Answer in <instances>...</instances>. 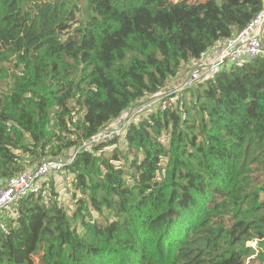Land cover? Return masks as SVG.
I'll use <instances>...</instances> for the list:
<instances>
[{
  "label": "trees",
  "instance_id": "trees-1",
  "mask_svg": "<svg viewBox=\"0 0 264 264\" xmlns=\"http://www.w3.org/2000/svg\"><path fill=\"white\" fill-rule=\"evenodd\" d=\"M263 9L0 0V189L75 154L0 211V264L264 263V58L165 92Z\"/></svg>",
  "mask_w": 264,
  "mask_h": 264
},
{
  "label": "built area",
  "instance_id": "built-area-1",
  "mask_svg": "<svg viewBox=\"0 0 264 264\" xmlns=\"http://www.w3.org/2000/svg\"><path fill=\"white\" fill-rule=\"evenodd\" d=\"M264 9L262 12L248 25L246 29L240 32L237 36L221 41L220 48L216 56H212L211 60L202 64L200 67L193 68L187 72L184 80H179L173 87H168L165 92L168 96L176 95L179 98L184 90L195 88L199 83H205L218 72L229 69L232 66H243L245 63L264 58ZM157 101H152L151 105L147 102L139 106L142 107L140 112H144L156 104ZM139 112V113H140ZM133 111V114L139 115ZM119 126L115 125L114 129L108 132H102L94 137V140L99 142L108 139L111 135L118 131ZM117 130V131H116ZM90 145L84 143L79 149ZM70 161L44 159L39 164V169L36 171L24 172L12 179L0 189V211L19 200H22L32 194H37L41 190L39 183H43L51 174L59 171L63 166L69 164ZM258 244V241H253ZM252 243V242H249ZM248 243V245H249ZM257 249V248H255Z\"/></svg>",
  "mask_w": 264,
  "mask_h": 264
},
{
  "label": "rangeland",
  "instance_id": "rangeland-1",
  "mask_svg": "<svg viewBox=\"0 0 264 264\" xmlns=\"http://www.w3.org/2000/svg\"><path fill=\"white\" fill-rule=\"evenodd\" d=\"M200 1H205V0H189L190 3H195V2H200ZM206 55H207V53H206L204 56H202V58H201L200 60H198L197 62L192 63V64H191L192 66H191L190 68L188 67V71L191 70V69H193L195 66L202 65V64L206 65V62H207V60H206ZM180 73H181V71H180ZM180 73H179V74H180ZM183 73H184V71H182V73H181L180 75H178V76L181 77V75H183ZM179 77H178V79H179ZM178 79L176 78L175 81H177ZM172 84H174V83H172ZM172 84H171V85H172ZM171 85H170V86H171ZM170 86H169V87H170ZM146 102H147V101H146ZM141 105H142V104H141ZM138 107H139V106H138ZM138 107H136L133 111H135L136 113H139V112L141 111L142 107H140V108H138ZM133 111L129 112V115H125V116L123 117V120L119 121V123L112 124V126H111L110 128H108V129H106L105 132H108L109 130L114 129L115 125H119L118 130H122L121 127H123V123H126L127 120H129V119H134L135 117L138 116V115L133 114ZM141 113H142V112H140L139 114L141 115ZM116 131H117V130H116ZM39 164H40V163H39ZM30 171H31V170H30ZM63 195H64L63 198H64V201L66 202V205H70L69 197L67 196V194H66V193H63ZM249 246L252 247V248H258V244L256 245V243H254V242L249 243ZM254 258H255V257H252V258L248 259V260L246 261V264H252L251 261H252ZM36 261H38V258L36 259ZM256 264H264V263H262V261H261V262H257Z\"/></svg>",
  "mask_w": 264,
  "mask_h": 264
},
{
  "label": "crops",
  "instance_id": "crops-1",
  "mask_svg": "<svg viewBox=\"0 0 264 264\" xmlns=\"http://www.w3.org/2000/svg\"><path fill=\"white\" fill-rule=\"evenodd\" d=\"M264 32V31H263ZM264 34V33H263ZM220 45H221V43H219V44H217L216 46H214L208 53H207V55H206V60H207V62L208 61H210L211 60V57L213 56H216L217 54V52H218V50H219V48H220ZM206 62V63H207ZM195 67H200V65H198V66H195ZM183 71H184V73H183V75H181V77L177 80V81H173V83H176V82H178L179 80L181 81V79L182 80H184L185 78H186V76H187V72H188V70H187V68L185 69H183Z\"/></svg>",
  "mask_w": 264,
  "mask_h": 264
},
{
  "label": "bare ground",
  "instance_id": "bare-ground-1",
  "mask_svg": "<svg viewBox=\"0 0 264 264\" xmlns=\"http://www.w3.org/2000/svg\"><path fill=\"white\" fill-rule=\"evenodd\" d=\"M194 68H197V67H194ZM224 70H225V69H224ZM189 71H190V70H189ZM214 76H215V75H214ZM182 79H183V78H182ZM182 79H181V80H182ZM174 85H175V83L172 84L170 87H173ZM162 97H163V94L160 96V98H162ZM156 98H158V97H156ZM155 100H156L157 102H159V98H158V99H155ZM153 101H154V100H153ZM151 103H152V101L147 102L148 105H151ZM151 107H153V106H150V108H151ZM150 108H149V109H150ZM63 167H64V166H63ZM63 167H62L60 170H62ZM38 169H39V167H38L36 170H38ZM36 170H35V171H36ZM60 170H59V171H60ZM57 172H58V171H57ZM39 184H40V186L42 187V183H39Z\"/></svg>",
  "mask_w": 264,
  "mask_h": 264
},
{
  "label": "water",
  "instance_id": "water-1",
  "mask_svg": "<svg viewBox=\"0 0 264 264\" xmlns=\"http://www.w3.org/2000/svg\"><path fill=\"white\" fill-rule=\"evenodd\" d=\"M263 26H264V23H263Z\"/></svg>",
  "mask_w": 264,
  "mask_h": 264
}]
</instances>
